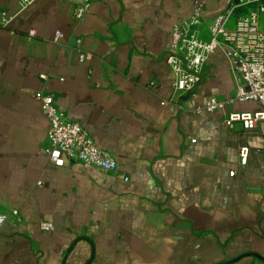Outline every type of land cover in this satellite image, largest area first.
I'll list each match as a JSON object with an SVG mask.
<instances>
[{"label":"crops","instance_id":"obj_1","mask_svg":"<svg viewBox=\"0 0 264 264\" xmlns=\"http://www.w3.org/2000/svg\"><path fill=\"white\" fill-rule=\"evenodd\" d=\"M21 1L0 0V213L8 215L0 264H264V123L253 131L223 123L262 106L238 102L197 116L207 99L236 93L239 73L216 52L187 98L174 92L165 61L172 29L196 1L206 9L197 29L205 41L214 18L235 9V22L253 5L92 0L77 22L84 0H37L4 27L3 14L16 16ZM79 39L91 54L85 63ZM37 92L53 95L118 168L52 165Z\"/></svg>","mask_w":264,"mask_h":264},{"label":"built area","instance_id":"obj_2","mask_svg":"<svg viewBox=\"0 0 264 264\" xmlns=\"http://www.w3.org/2000/svg\"><path fill=\"white\" fill-rule=\"evenodd\" d=\"M36 2L37 0H22L16 16L9 17L3 14V26H10L18 15ZM245 5H253V8L235 22H233L235 9L214 18L209 26L210 37L205 41L199 38L197 29L206 22V9L202 2L196 1L189 19L172 29L165 61L173 73L174 92L192 98L203 82L204 64L216 52L223 54L231 70L239 73L242 82L232 97L227 99L211 97L194 112L197 116L203 113L213 114L224 112L238 102L255 101L262 106V110L228 113L223 121L229 128L241 124L244 130L253 131L259 124L264 123V0H246L242 6ZM91 7L92 0H84L77 9L75 20L83 22ZM35 36V31H31L28 38ZM75 48L79 62L85 63L91 58V54L83 49L81 39L76 41ZM41 78L45 80L47 76L42 75ZM35 98L42 104L43 114L49 122L46 152L52 165L64 167L67 160H72L105 172L118 168L117 162L96 144L82 123L69 117L57 106L53 95L37 92ZM161 105L171 106L172 110H175L169 101H163ZM191 142L196 143L195 140ZM250 152L248 147L241 148L242 166L247 165ZM234 174L231 173L232 176ZM10 214L21 222L17 210ZM7 220L8 215L0 213V230ZM41 229L52 230L53 224L42 223Z\"/></svg>","mask_w":264,"mask_h":264},{"label":"trees","instance_id":"obj_3","mask_svg":"<svg viewBox=\"0 0 264 264\" xmlns=\"http://www.w3.org/2000/svg\"><path fill=\"white\" fill-rule=\"evenodd\" d=\"M248 14V13H247Z\"/></svg>","mask_w":264,"mask_h":264}]
</instances>
